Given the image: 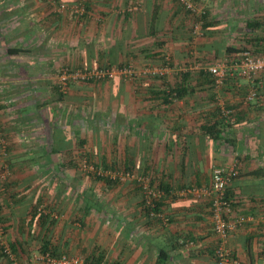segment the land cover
I'll list each match as a JSON object with an SVG mask.
<instances>
[{"label": "crops", "instance_id": "1", "mask_svg": "<svg viewBox=\"0 0 264 264\" xmlns=\"http://www.w3.org/2000/svg\"><path fill=\"white\" fill-rule=\"evenodd\" d=\"M76 1L0 0V124L9 151L0 173L10 166L0 181V231L8 243L24 261L48 246L99 264H156L162 249L167 264H219L210 200L181 193L209 186L222 168L238 172L227 194L245 220L228 247L245 264H264V73L228 78L219 94L230 121L207 78L211 65L243 49L264 56V0H195L208 13L202 37L177 0H88L81 18L58 10ZM131 4L141 9L124 13ZM167 64L164 79L77 84L65 95L56 85L63 67ZM176 89L180 98L170 94ZM251 92L257 97L248 100ZM107 124L124 148L111 162L99 152L105 144L93 142L94 128ZM94 161L151 173L169 223L147 217L137 184L96 182L83 170ZM37 203L59 218L44 221ZM0 264H9L1 247Z\"/></svg>", "mask_w": 264, "mask_h": 264}, {"label": "built area", "instance_id": "2", "mask_svg": "<svg viewBox=\"0 0 264 264\" xmlns=\"http://www.w3.org/2000/svg\"><path fill=\"white\" fill-rule=\"evenodd\" d=\"M88 0H77L74 5L68 6L65 3H61L58 10L65 11L66 9L72 10L75 15L79 17H84L88 14L86 10V2ZM178 3L184 7V9L191 13L194 21L193 34L199 37L204 35V22L203 15L205 14L204 8L197 4L195 0H177ZM201 3H205L208 0H200ZM141 9L140 4H131L123 12L134 14ZM239 59L230 62V60H225L210 66L207 71L211 74L213 81L214 90L217 93V101L221 106L222 116L229 121L231 120L232 112L227 109L224 105L223 100L220 99V94L223 87L226 84L228 75H234V72L238 76L252 80L256 75L264 73V56H255L252 52L244 51L239 55ZM168 65V64H167ZM170 69L168 67L164 68H152L148 67L142 71H138L132 65L127 67L112 66L110 68L103 67H92V68H73V67H63L56 79L59 90L61 93L67 94L71 85L74 84H86L90 81H102V80H115V79H125L127 81L136 80L142 75H158L165 76L169 74ZM256 92H251L248 96V100H253L256 98ZM229 123V122H227ZM0 156L5 160L9 156L7 149L6 134L0 124ZM83 170L90 174H98L99 176L108 177L114 181L128 182L135 181L141 183L143 191L144 200L147 204L152 201H160L164 193L158 188H152L147 177L131 175L125 173L124 171L118 170L105 171L97 167H93L88 162L83 165ZM9 175V168L4 166L2 172L0 173V181H5ZM238 176V172L235 170H224L222 168H215L212 171L211 183L208 187H190L182 191V196L193 197L198 200H207L211 202V212L214 221V232L218 238V243L215 248V258L219 264H245L239 258L234 256L231 249L228 247L230 234L242 226L245 223L243 218H237L233 215V202L226 197V192L229 184L234 178ZM40 212H45L44 207L39 208ZM155 215V214H154ZM55 218L58 216L53 215ZM155 217L162 219L165 223L168 222V218L159 214ZM182 244L187 247H193L194 243L187 241L182 242ZM0 247L1 251L7 260L11 264H88L82 257H68L61 256L60 258L54 257L50 252L47 253H37L32 255L28 260H22L20 256L14 253V249L8 243L5 233L0 231ZM264 251V249H263ZM264 260V255H263Z\"/></svg>", "mask_w": 264, "mask_h": 264}, {"label": "trees", "instance_id": "3", "mask_svg": "<svg viewBox=\"0 0 264 264\" xmlns=\"http://www.w3.org/2000/svg\"><path fill=\"white\" fill-rule=\"evenodd\" d=\"M197 3V2H196ZM183 7V6H182ZM184 8V7H183ZM86 10H87V7H86ZM87 12H88V10H87ZM204 12H205V14L203 15V22H204V29L206 28V20H207V17H208V13L206 12V10H204ZM190 15H191V13L190 12H188ZM192 16V15H191ZM81 18V17H80ZM193 27H194V21H193V26H192V31H193ZM244 51H248V50H241V52H239V55L241 54V53H243ZM250 52V51H249ZM240 57L238 56V59H239ZM238 59H236V61L238 60ZM223 61H225V60H219V62H223ZM218 62V63H219ZM217 63V62H216ZM113 66V65H112ZM112 66H110V65H108V66H103V67H107V68H110V67H112ZM114 66H116V65H114ZM127 66H131V65H126V66H119V67H127ZM212 66V65H211ZM103 67H101V66H99V68H103ZM164 67H168L169 69H170V67H169V64L168 65H165ZM164 67H158V68H164ZM207 78H209L210 79V81H211V83L213 84V79H212V76H211V74L207 71ZM153 75V74H152ZM168 75V74H167ZM167 75H165V76H158V75H153L154 77H156V78H159V79H164V78H166L167 77ZM234 75H237V73H235L234 72ZM234 75H232V76H234ZM231 76V75H230ZM229 75H228V78L230 77ZM228 78H227V80H228ZM116 80V79H115ZM123 80H125V79H123ZM227 80H226V82H227ZM112 81H114V80H102V81H90V82H88V83H86L87 85H92V84H100V83H105V82H112ZM125 81H127V80H125ZM56 85H57V88H58V90H59V87H58V84L56 83ZM74 85H77V84H74ZM72 86V85H71ZM70 86V87H71ZM70 89V88H69ZM60 91V90H59ZM63 95H65L64 93H62ZM170 94L172 95V98H177V97H181V94H182V91L181 90H178V89H176V90H173V91H171L170 92ZM168 97V96H167ZM221 116H222V112H221ZM223 117V116H222ZM224 118V117H223ZM224 119H226V118H224ZM8 153H9V151H8ZM9 164V163H8ZM94 165V164H93ZM98 168H100L97 164H95ZM8 167L10 168V166L8 165ZM103 169L105 170V171H114V172H116V171H118V170H121V171H124L125 173H129V174H131V175H137V176H142V177H147L148 178V180H149V182H150V186L152 187V188H158V190H160V191H162L163 193H164V188H163V186H161V185H157V184H155L154 183V180H153V176L151 175V173H149V172H144V174H143V172H140V171H138V169H132V168H121V169H118L116 166L115 167H106L105 165L103 166ZM87 174H89V175H92V177L94 178V176L96 177V179L97 180H101V181H106L108 184H119V183H121L120 181H114V180H112V179H110V178H108V177H103V176H99L98 174H90V173H87ZM132 183H135V184H137L138 186H139V189H140V191H141V193H142V196H143V191H144V189L142 188V185H141V183L140 182H138L137 180H135V181H131ZM228 189V188H227ZM164 195H165V193H164ZM164 195H163V197L160 199V201L158 200V201H152L150 204H147V202L144 200V197H143V200H142V203H143V210H144V213L147 215V217L148 218H150V219H152V220H154V221H161L162 223H164L165 224V222L162 220V219H159L158 217H155V216H157V215H159V214H163V215H165L167 218H168V222L167 223H169V221H170V218L168 217V215L164 212V209H163V207H162V203H163V199H164ZM226 197L228 198V199H230L229 198V196H228V194H227V192H226ZM41 206H43L44 207V211H46L47 213H45V212H40L39 211V208L41 207ZM34 211H35V213L36 214H38L42 219H44V221H49L50 222V220L51 221H56L58 218H59V216H60V214L57 212V211H54V210H52L47 204H45V203H37V205L34 207ZM54 214H56L58 217L57 218H55L53 215ZM155 214V215H154ZM182 245H184V244H182ZM185 246V245H184ZM264 249V248H263ZM14 251V253H16L17 255H18V253L16 252V250H13ZM47 252H50L54 257H57V258H60L61 256H63V255H65V256H68V257H75V256H69V255H66V254H60V255H58L57 253H55L50 247H48V246H45V247H43V249H42V251H40L39 253H47ZM233 252V251H232ZM3 254V253H2ZM234 254V253H233ZM4 255V254H3ZM264 255V251L262 250V256ZM19 256V255H18ZM214 256H215V252H214ZM234 256H235V254H234ZM83 258V257H82ZM168 259H169V254H168V252L167 251H165V250H160L159 251V253H158V257H157V263L156 264H167V262H168ZM84 260L88 263V264H99V263H97V262H95V261H92V260H89V259H85L84 258ZM8 262H9V264H11L10 263V261L8 260Z\"/></svg>", "mask_w": 264, "mask_h": 264}, {"label": "rangeland", "instance_id": "4", "mask_svg": "<svg viewBox=\"0 0 264 264\" xmlns=\"http://www.w3.org/2000/svg\"><path fill=\"white\" fill-rule=\"evenodd\" d=\"M218 63V62H217ZM217 63H215V64H217ZM214 65V64H213ZM152 67V66H151ZM146 68H148V67H146ZM145 68V69H146ZM152 68H158V66H153ZM107 82H105V83H100L99 85H102V84H106ZM97 85V84H96ZM91 86H94V84H92ZM100 100H101V106H102V109H104V110H106L107 108H108V106H107V99L105 98V96H102V98H100ZM113 100V99H112ZM96 109H98V108H95L94 106H93V112H94V110H96ZM94 114V113H93ZM94 116H96L95 114H94ZM100 116V115H99ZM102 116V115H101ZM103 117V116H102ZM96 126V125H95ZM107 126L108 127H110L109 129H104V130H100V129H96L95 130V128H94V132H95V134L97 135V140H93V142H94V146H96V145H98L99 146V144H101V143H104L105 145L104 146H102L101 148H99V152L101 151L102 153H104V154H106V155H108L109 154V157H108V160H109V162H111V160L113 161V159L114 158H116V160H118V157H119V155H120V150H123L124 148H122V145L120 144V146L118 145V143H117V139H116V130H115V128H113L112 126H109L108 124H107ZM100 128H102L103 126H102V124L99 126ZM104 134V136L102 135V133ZM89 163V162H88ZM89 164H91L94 168L95 167H97L95 164H97L100 168V170H101V172H105V170L103 169V164L101 163V162H98V163H96L95 161H94V163H89ZM94 164V165H93ZM118 169H121V168H123L121 165H117L116 166ZM98 168V167H97ZM85 172V171H84ZM86 173H88V172H86ZM143 174H144V172H143ZM145 175V174H144ZM91 177H92V175H90ZM94 178H95V181L97 182L98 180L96 179V177L94 176ZM101 181V180H100ZM102 183H107L106 181H101ZM129 182H131V181H129ZM121 183H125V182H121ZM121 183H119V184H121ZM132 183V182H131ZM114 185V184H113ZM99 189H101V188H99ZM102 190H104V187H103V189ZM98 192H99V190H98Z\"/></svg>", "mask_w": 264, "mask_h": 264}, {"label": "clouds", "instance_id": "5", "mask_svg": "<svg viewBox=\"0 0 264 264\" xmlns=\"http://www.w3.org/2000/svg\"><path fill=\"white\" fill-rule=\"evenodd\" d=\"M210 186V185H209ZM206 187H208V186H206ZM197 188V187H196ZM201 188V187H200ZM228 190V189H227ZM193 198V197H192ZM198 200V199H197Z\"/></svg>", "mask_w": 264, "mask_h": 264}]
</instances>
